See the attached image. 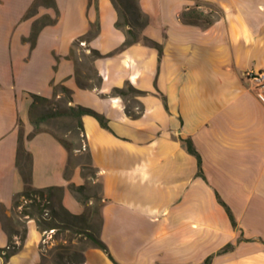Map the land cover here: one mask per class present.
I'll use <instances>...</instances> for the list:
<instances>
[{
    "label": "crops",
    "instance_id": "crops-1",
    "mask_svg": "<svg viewBox=\"0 0 264 264\" xmlns=\"http://www.w3.org/2000/svg\"><path fill=\"white\" fill-rule=\"evenodd\" d=\"M138 2L141 41L119 51L127 35L112 0H0V209L10 216L25 187L22 137L33 186L64 188L63 206L84 214L69 189L85 185L81 168L67 178V150L31 124L33 96L53 99L65 86L71 106L109 125L82 118L100 188L97 236L112 257L91 243L84 264H264V91L247 77L264 71V0ZM190 9L212 24L183 21ZM97 23L81 48L103 56L94 62L102 83L82 89L70 53ZM129 87L144 94H116ZM27 229L0 264H41L44 233L35 220ZM9 241L0 211V249Z\"/></svg>",
    "mask_w": 264,
    "mask_h": 264
},
{
    "label": "trees",
    "instance_id": "trees-1",
    "mask_svg": "<svg viewBox=\"0 0 264 264\" xmlns=\"http://www.w3.org/2000/svg\"><path fill=\"white\" fill-rule=\"evenodd\" d=\"M117 11L119 13V20L116 23V27L120 30L126 31L127 39L123 46L119 49L122 51L127 47L138 44L141 41V31L146 26L148 20L142 14L138 0H112ZM202 5V4H201ZM199 6V5H198ZM129 13L136 17V23L139 26V30H135L133 25L129 20ZM183 21L202 24L204 26H209L212 24L213 20L209 16H205L203 13H198L195 9H190L188 12L182 14ZM124 19V22L121 20ZM99 23L91 27V31L85 38L79 39L75 42L73 49L70 53V58L76 64V80L82 89H98L101 86L102 78L94 67V62L103 56L93 49L81 48L82 43H88L99 31ZM147 44L151 46H158L152 42L146 40ZM80 49V52L78 51ZM89 50V54L86 52ZM116 94L126 97L128 95L141 96L144 93L135 90L132 87L128 88V91L116 90ZM73 102L72 92L65 86H57L55 88V97L53 99H46L40 96H33V102L30 109V115L38 107L45 105L57 107L56 111L52 113L50 118L66 117L71 118L75 122L74 133L80 137V144L75 145L68 140L58 136L53 132L51 133L59 142L65 147L69 155L68 165L65 171V176L70 177L72 170L75 167H80L82 175L85 178V185L75 186L71 185L69 189L72 193L78 197V195L86 192L90 184L97 185V172L93 167L92 156L88 148L87 138L85 136V130L82 123V118L85 116H92L96 118L101 126L105 129H109L107 119L98 114L97 112L84 108L81 106L73 107L71 103ZM65 107L61 109V106ZM131 116L137 117L138 114H131ZM48 118H42V121H47ZM31 124L35 128V133L43 132L40 129V122H35L31 120ZM187 150L190 154L194 155L199 162V174H201V164L202 159L198 151L196 150L193 142L190 139L183 140ZM81 155H75V153ZM77 158L78 162L74 164V160ZM17 165L19 171L24 180V190L17 194L13 201L12 212L16 215V226L10 227L6 222L7 218L4 216V212L0 209L1 214H3V226L7 233L9 234L10 241L9 245L5 249H0V256L7 263L11 257L16 255L21 251L23 245L27 239V223L29 220H35L39 230L42 233L55 231L59 232L61 230H69L70 226L74 223L86 218V209L83 215L76 216L71 214L62 204V198L64 195V188L62 187H50L45 189H37L32 184V172H31V154H29L23 147V138H20L19 149L17 156ZM84 205V204H83ZM99 214V213H98ZM100 217V214H99ZM85 237L89 239L95 246L103 250L109 258L112 259L108 252L107 247L101 242L98 236L93 235L90 231L85 232ZM18 238V242L15 240ZM41 251L43 250V245L41 243ZM232 249V246H227L222 250V252H228ZM56 249L51 250L50 254H54ZM45 255L42 253V261L45 260ZM81 262L84 264V254L80 255ZM58 260L61 264H67L66 257L61 254H55V260ZM209 262V261H208ZM207 262V264H208ZM42 264V263H41Z\"/></svg>",
    "mask_w": 264,
    "mask_h": 264
},
{
    "label": "rangeland",
    "instance_id": "rangeland-1",
    "mask_svg": "<svg viewBox=\"0 0 264 264\" xmlns=\"http://www.w3.org/2000/svg\"><path fill=\"white\" fill-rule=\"evenodd\" d=\"M130 23L133 25L134 29L139 30V26L136 23V17L129 13ZM124 22V19L121 20ZM65 106L62 105L61 109ZM57 107L55 105H45L38 107L34 110L31 115V120L35 122H40V129L43 131H49L57 134L58 136L68 140L75 145L80 144V137H78L74 132L75 122L71 118L59 117L50 118L52 113L56 111ZM42 118H48L47 121L43 122ZM75 155H81L77 152ZM74 164L78 162L77 158L73 161ZM99 185L90 184L85 193L78 195L79 200L85 205L86 218L79 222L74 223L70 226L69 230H61L59 232L53 231L44 234L42 241L43 250L42 253L46 256L42 264H61L58 260H55V254L61 253L67 259V264H80V255L84 254L85 250L91 245V241L85 237V232L88 230L93 235L97 236L98 229L100 225L99 220ZM90 201H93L91 206H87ZM6 222L12 228L16 226V215L11 211L10 216L6 217ZM55 250L54 254H50L51 250Z\"/></svg>",
    "mask_w": 264,
    "mask_h": 264
},
{
    "label": "built area",
    "instance_id": "built-area-1",
    "mask_svg": "<svg viewBox=\"0 0 264 264\" xmlns=\"http://www.w3.org/2000/svg\"><path fill=\"white\" fill-rule=\"evenodd\" d=\"M247 77L251 79L252 81H254V83L256 84L257 90H259V97L262 98V93L264 91V71L250 72L247 74ZM52 232L53 231H50V233Z\"/></svg>",
    "mask_w": 264,
    "mask_h": 264
}]
</instances>
